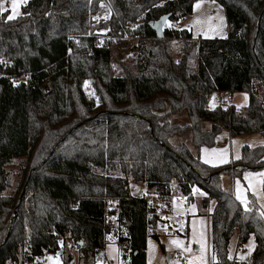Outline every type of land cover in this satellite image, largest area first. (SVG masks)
Returning a JSON list of instances; mask_svg holds the SVG:
<instances>
[{"label": "trees", "instance_id": "trees-1", "mask_svg": "<svg viewBox=\"0 0 264 264\" xmlns=\"http://www.w3.org/2000/svg\"><path fill=\"white\" fill-rule=\"evenodd\" d=\"M100 1L112 9L101 27L141 35L133 64H122L116 75L110 72L112 41L99 45L90 33L88 16ZM193 1L28 0L14 19L0 12V264H41L37 258L47 253L70 264L71 245L78 261L93 264L111 233L117 245L126 241L129 264H146L148 207L130 195L133 183L164 194L176 184L189 199L199 187L214 201L213 264L230 263L235 230L239 248L254 239L248 262L238 264H264V216L253 201L247 209L223 187L220 175L230 164L199 158L200 147L212 146L223 128L264 139V0H217L225 9L224 39L195 40L174 27L157 38L148 22L167 13L176 22ZM172 39L180 40L178 59ZM3 60L10 65L2 67ZM214 91L246 92L248 103L209 108ZM15 158L24 159V167L9 192L6 168ZM258 169L264 197V143L243 145L232 177Z\"/></svg>", "mask_w": 264, "mask_h": 264}, {"label": "rangeland", "instance_id": "rangeland-1", "mask_svg": "<svg viewBox=\"0 0 264 264\" xmlns=\"http://www.w3.org/2000/svg\"><path fill=\"white\" fill-rule=\"evenodd\" d=\"M28 0H20L15 13L12 12L11 0H0L7 15H13L14 18L21 13V6ZM112 15V9L108 1H100L98 3V10L88 16L89 26L92 27L91 34L94 29L97 34L105 36L106 29L101 27L107 23ZM110 15V17H108ZM169 22V20H168ZM165 23V27L168 26ZM100 27V28H99ZM174 28H185L192 36V39H224L228 36V27L225 15V9L217 0H194L192 11L189 14L181 16L174 22ZM104 39V38H103ZM171 53L175 59L180 57V40L172 39ZM135 57L128 58L126 53L111 43V60L110 72L114 75L120 72L122 64H133ZM257 90L261 92L263 86L254 83ZM84 90L88 96H93L92 89L88 82L84 83ZM218 91H214L207 99L209 108L217 105L223 107H235L236 109L243 108L248 103V94L246 92H221L224 97V102L220 100ZM176 121L182 122L183 118H176ZM204 127L208 128L209 123L205 122ZM264 143L263 137L259 133H247L242 135H230L228 129L223 128L215 137V142L212 146H201L199 149V158L202 162L212 165L221 166L229 165L230 171L223 172L220 175L223 187L233 192L236 199L242 206H247L253 201L256 209L264 216V197L262 193V175L263 170H244L239 176L232 177L231 163L240 156L243 145L255 147ZM223 161V162H222ZM24 167V159L15 158L8 164L7 178L9 181V192L12 191L21 175V170ZM142 188L144 185L139 184ZM176 184H172V188H176ZM137 190L131 191V196L136 195ZM135 193V195H134ZM199 189H195L193 195L190 197L191 204L189 206L188 216V235L187 236H148L146 240V264H213V251L210 242V219L209 212L212 210L214 201L208 200V210L200 209V200L205 198V194ZM194 206V207H193ZM113 217H111L112 219ZM113 228L116 224L112 225ZM117 233L122 237L125 236L124 231L117 230ZM173 241H180L182 243H173ZM238 232L234 231L232 234L229 247L228 256L231 260L229 264H238L248 262L251 252L254 248L253 236H250L243 248L237 245ZM126 241L117 245L115 235L110 234L107 239L105 247L102 249L103 261L101 263L93 264H129L128 250ZM187 249V251L185 250ZM69 252L75 259V264H83L76 258L75 250L67 247L66 253ZM65 253V254H66ZM181 256V260L175 258L176 254ZM122 254L125 257L122 258ZM203 256V262L198 257ZM41 264H63V258L59 255L44 254L37 258ZM27 264V263H25ZM36 264V263H32Z\"/></svg>", "mask_w": 264, "mask_h": 264}, {"label": "built area", "instance_id": "built-area-1", "mask_svg": "<svg viewBox=\"0 0 264 264\" xmlns=\"http://www.w3.org/2000/svg\"><path fill=\"white\" fill-rule=\"evenodd\" d=\"M111 15V14H110ZM110 15L108 17H110ZM168 22V21H167ZM126 26L132 29L134 26L132 22H127ZM168 28L174 27V21H169ZM105 36H101V34H97L96 29H94V34L97 35V43L99 45L103 44L104 40H110L116 44L117 47L122 49L128 58H133L134 53L132 48L138 43L139 38L141 37L140 34H127V33H120L115 35L111 32L110 27H106ZM104 38V39H103ZM91 52V50H89ZM2 67L10 65L9 60L1 61ZM0 75L1 72H0ZM19 82V81H18ZM220 100L224 102L223 95L220 96ZM228 108V107H224ZM177 186V185H175ZM171 186L169 193H161V192H148L147 189L142 188L139 184H131L129 187V193L131 191L137 190L136 197L144 199L148 211L146 213V224L145 230L147 236L159 237V236H187L188 235V216H189V206L191 201L188 195H185L180 192L178 186L176 188H172ZM195 189H199V187L193 186L191 189V194ZM203 192V191H202ZM79 200L78 199H71L70 200V207L72 209H76L78 207ZM113 208V202L108 200L106 203L105 210L106 212H110ZM247 209H251L250 205L246 206ZM200 209L201 210H208V200L203 198L200 200ZM71 249L75 250L76 247L74 245L70 246ZM175 258L181 260V256L177 253ZM103 261V255L101 253H96L93 257V263H101ZM27 264H32L34 262L25 261ZM24 263V264H25ZM75 264V259H72V263ZM78 264V263H76Z\"/></svg>", "mask_w": 264, "mask_h": 264}, {"label": "water", "instance_id": "water-1", "mask_svg": "<svg viewBox=\"0 0 264 264\" xmlns=\"http://www.w3.org/2000/svg\"><path fill=\"white\" fill-rule=\"evenodd\" d=\"M169 18H170V14L167 13V14L161 15L157 20L148 22V24L151 27V29L155 32L157 38H162L163 37V35H164L163 34V30H164V27H165V23L169 20ZM43 162H44V160H42L41 163L37 164L35 169L39 168ZM60 254H61V252H60ZM71 263H72V261L70 262V264Z\"/></svg>", "mask_w": 264, "mask_h": 264}, {"label": "snow or ice", "instance_id": "snow-or-ice-1", "mask_svg": "<svg viewBox=\"0 0 264 264\" xmlns=\"http://www.w3.org/2000/svg\"><path fill=\"white\" fill-rule=\"evenodd\" d=\"M20 2V0H11V5H12V12L13 13H15V10H16V8H17V6H18V3ZM3 11H5V9L3 8V6H2V4H0V12H3ZM8 19L9 20H11V19H14V16L13 15H9L8 16ZM223 162V161H222ZM203 194V193H202ZM194 207V206H193ZM173 243H177V244H179V243H182V242H180V241H173ZM186 251H187V249H185ZM198 259L201 261V262H203V256H201V257H198Z\"/></svg>", "mask_w": 264, "mask_h": 264}, {"label": "crops", "instance_id": "crops-1", "mask_svg": "<svg viewBox=\"0 0 264 264\" xmlns=\"http://www.w3.org/2000/svg\"><path fill=\"white\" fill-rule=\"evenodd\" d=\"M219 92V91H218ZM220 96H221V92L219 93V97L218 98H220ZM210 97V95L208 96V98Z\"/></svg>", "mask_w": 264, "mask_h": 264}]
</instances>
